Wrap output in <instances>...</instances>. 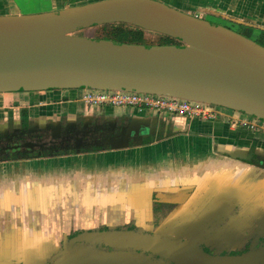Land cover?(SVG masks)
Masks as SVG:
<instances>
[{
    "label": "water",
    "instance_id": "1",
    "mask_svg": "<svg viewBox=\"0 0 264 264\" xmlns=\"http://www.w3.org/2000/svg\"><path fill=\"white\" fill-rule=\"evenodd\" d=\"M116 23L169 36L181 45L127 44L77 35L83 29ZM64 89L179 98L264 123V46L158 0H92L34 15L3 11L0 93ZM129 137L130 131H123L119 145L113 143L112 148L123 150ZM47 144L27 142L22 149ZM89 163L98 165L88 168ZM181 188L213 191L220 199L213 203L225 207L237 196L244 218L264 225V161L237 168L222 158L191 153L148 165L98 156H39L0 162V238L40 241L77 230L82 232L71 244L178 251L171 243L143 233L96 229L129 219L140 223L151 213L154 192ZM98 210L102 222L90 228L82 224L86 215L96 218ZM185 251L195 252L192 248L178 252ZM258 259L262 257L253 254L194 260L251 264Z\"/></svg>",
    "mask_w": 264,
    "mask_h": 264
},
{
    "label": "flooded vegetation",
    "instance_id": "2",
    "mask_svg": "<svg viewBox=\"0 0 264 264\" xmlns=\"http://www.w3.org/2000/svg\"><path fill=\"white\" fill-rule=\"evenodd\" d=\"M235 3V10H232V6L228 7V11L204 7L200 15L190 14L205 20L206 15L227 20L233 26L244 29L241 33L238 29L230 28L231 30L251 40L253 33L261 34L264 38V25L251 22L244 17L251 13L253 8L250 5L249 10L247 9L250 1L248 0L245 5ZM259 14V11L254 12V18H260ZM48 92L50 91L28 92L25 99L22 94L16 93L20 96L17 110L14 107L7 108L6 116L0 119V162L16 161L20 159L17 158L18 153L28 151L33 154L39 149L45 150L44 156L96 152L109 148L110 141L116 138L122 127L126 125L125 123L111 125L105 121L103 125H96L93 121L95 117L90 116L93 107L81 102L82 98L81 101L79 98L73 99L71 95H64V92L61 97L59 96L63 112L61 117L57 118L58 123L46 122L41 125L40 115L33 116L31 95H36L35 101L40 102V95ZM72 103H76L80 110L73 119H70L67 109ZM25 110H27L26 120ZM80 116L89 122L87 127L77 126ZM11 125L14 129L12 132ZM62 138L65 140H61ZM51 139L53 142H50ZM40 140L48 144L34 149H22L23 143ZM49 149L52 151H47ZM212 192L197 191V188L188 191H156L152 196L151 213L144 218V221L136 223L133 219H129L114 227L102 226L96 229L139 232L165 240L174 245L175 250L192 248L195 252L174 251L165 254L158 252L159 250L136 249L132 246H107L82 242L71 244L74 237L82 232L76 230L75 234L69 236L44 238L40 241L23 237L0 238V264H212L194 259H239L253 254L256 257L261 256L262 260L258 259L251 264H264V225H258L254 218L252 220L244 218L243 205L236 202L237 196L235 201L229 199L232 204L225 207L213 203L220 199ZM239 200L242 201V198L240 197Z\"/></svg>",
    "mask_w": 264,
    "mask_h": 264
},
{
    "label": "crops",
    "instance_id": "3",
    "mask_svg": "<svg viewBox=\"0 0 264 264\" xmlns=\"http://www.w3.org/2000/svg\"><path fill=\"white\" fill-rule=\"evenodd\" d=\"M52 5L51 10L61 9L68 5L81 4L92 0H50ZM177 5L182 7L189 13L191 11H201L203 8H217L228 11V7L233 6V3H243L248 0H173ZM251 13L243 15L246 20L264 25V0H249ZM236 4V3H235ZM262 5V6H260ZM246 9V10H247ZM235 10V9H234ZM3 11L10 13H26L19 6L17 0L12 2L0 1V14ZM259 11L260 18H254V12ZM251 16V17H250ZM253 18V19H252ZM63 91L55 90L40 95V102L35 101L36 95H31V110L33 116L40 115L39 122L41 125L47 123H58L61 117L62 108L59 101ZM60 96V97H58ZM73 99V95H71ZM19 94L12 93L11 95H0V101H5L2 104L3 110L0 111V119L6 116L7 108L15 107L13 100L18 101L20 105ZM40 109V110H39ZM68 115L73 119L79 112L76 103H72L68 107ZM40 112V113H39ZM99 118L105 123L114 125L125 123L120 134L110 141V147L96 152L78 153L75 155H65L72 157H88L95 156L105 158L106 160H126L131 163L153 164L164 159L171 160L176 155L182 153L192 154L193 156L222 158L230 165H235L237 168H242V165L253 164L259 161H264V128L259 125L256 130L248 129L238 124L239 119H244L246 116L240 113L225 114L222 113L217 120H201L190 118L185 115L174 114L172 116L158 117L149 111L138 109H119L114 107H103L102 109H93L90 116ZM128 116V118H126ZM58 118V119H57ZM57 119V120H55ZM127 119L126 121H121ZM254 122V119L248 118ZM130 131L131 137L126 139L127 144H122L123 150H114V146H118V139L122 132ZM120 135V136H119ZM142 140V141H141ZM132 141V143H131ZM124 142V140H122ZM127 143V142H126ZM239 157H247L246 160ZM240 165V166H239ZM182 190L178 189V191ZM201 191V190H200Z\"/></svg>",
    "mask_w": 264,
    "mask_h": 264
},
{
    "label": "built area",
    "instance_id": "4",
    "mask_svg": "<svg viewBox=\"0 0 264 264\" xmlns=\"http://www.w3.org/2000/svg\"><path fill=\"white\" fill-rule=\"evenodd\" d=\"M82 102L86 106L91 107L105 106L119 109L145 110L158 117L180 114L201 120H217L222 115L212 105L190 102L179 98L133 92L90 89L84 91ZM238 124L251 130H256L259 125L264 128V123H260L257 120L254 122L249 121L248 116L244 119H239Z\"/></svg>",
    "mask_w": 264,
    "mask_h": 264
},
{
    "label": "rangeland",
    "instance_id": "5",
    "mask_svg": "<svg viewBox=\"0 0 264 264\" xmlns=\"http://www.w3.org/2000/svg\"><path fill=\"white\" fill-rule=\"evenodd\" d=\"M17 1H18L19 6L23 9V11L26 12L25 15H28V14L29 15H34V14H41L42 12H49V11H51L52 5H53L50 0H17ZM158 1L164 2L165 4H167L169 6L176 7L179 10H184V9H181L182 7H180V5H177L176 1L175 2L173 0H158ZM232 8H233L232 10L235 9V3H233ZM191 12H192V14H197V15H200V13H201V11H191ZM205 18H206L207 21L212 22L214 24L221 25V26L226 27V28L228 26L229 29L230 28L233 29V30L234 29H236V30L238 29V31L240 33L242 32V30H244V29L240 28L239 26L238 27L233 26L227 20L220 19V18H215V17H213L211 15H208V16L206 15ZM249 21H250V19H249ZM103 26H108V24L103 25ZM103 26H96V27L80 30V31L77 32V35L84 36V37H89V38L101 39L105 35V33H104L103 29H102ZM251 36H252L253 41L257 42L258 44H260L262 46H264V38H263V36L261 34L253 33ZM144 38H145V41L147 43L158 45L159 42H160L161 35L158 34V33H154V32H152V33L146 32L144 34ZM62 91L64 92V95H73L74 98H76V99L79 98V100L81 101V98H82L85 90L84 89H75V90L64 89ZM19 93L22 94L23 99H25L28 96V92H19ZM5 94L11 95L12 93H5ZM0 95H2V93H0ZM4 102L5 101H0V111H4L3 110V106L4 105H2V104H5ZM81 102L79 104L80 107L82 106ZM13 103H15V107L18 106V101L17 100L16 101L13 100ZM103 107L104 106H95V107L92 108V110L93 109H102ZM214 107L220 113H225V114L238 113V112H235V111H232L230 109L223 108V107H219V106H214ZM240 114H242V113H240ZM126 118H128V116H126ZM248 118L254 119L253 117H248ZM126 120L127 119H124V120L121 119V121H126ZM93 121L95 122L96 125L97 124L103 125V121L101 119L97 118V117L94 118ZM259 122L261 123V121H259ZM88 123L89 122L87 120L85 121L83 119V117L80 116L78 118V121H77V126L78 127H87ZM119 125H120V123H119ZM13 130H14L13 126L11 125V132ZM47 151L50 152L52 150L49 149ZM44 152H45V150H42V149L37 150V152H35L33 154H32V152L23 151V152L17 154V158H20L19 160L24 159V158H36L37 155L38 156H41V155L44 156ZM35 154H37V155L34 156ZM29 155H33V156L31 157ZM51 156H54V155H51ZM90 165H92L93 168H96L98 164L89 163L88 164V168H89ZM99 167H104V165L101 164V165H99ZM108 167H110V165ZM65 215H66V212H65ZM83 221H84V223H82L83 225H85V226H87L89 228L93 227L94 224H96V223L98 224V223L102 222V214L98 210V213L96 214V218H92V217H89L88 215H86V217L83 218Z\"/></svg>",
    "mask_w": 264,
    "mask_h": 264
},
{
    "label": "trees",
    "instance_id": "6",
    "mask_svg": "<svg viewBox=\"0 0 264 264\" xmlns=\"http://www.w3.org/2000/svg\"><path fill=\"white\" fill-rule=\"evenodd\" d=\"M102 29L105 35L101 39L127 44L155 45L145 41L144 34L147 31L133 25L125 23L108 24V26H103ZM158 45H181V43L169 36L161 35ZM24 114V118L26 120L27 110L24 111Z\"/></svg>",
    "mask_w": 264,
    "mask_h": 264
}]
</instances>
